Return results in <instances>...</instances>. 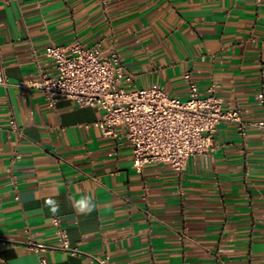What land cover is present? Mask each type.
Returning a JSON list of instances; mask_svg holds the SVG:
<instances>
[{"label":"crops","instance_id":"obj_1","mask_svg":"<svg viewBox=\"0 0 264 264\" xmlns=\"http://www.w3.org/2000/svg\"><path fill=\"white\" fill-rule=\"evenodd\" d=\"M75 42L117 51L129 91L185 100L190 71L247 128L222 121L183 171L137 172L101 109L31 86L55 72L46 49ZM1 66L0 264H264V0H0ZM59 227L78 252L57 248Z\"/></svg>","mask_w":264,"mask_h":264},{"label":"built area","instance_id":"obj_2","mask_svg":"<svg viewBox=\"0 0 264 264\" xmlns=\"http://www.w3.org/2000/svg\"><path fill=\"white\" fill-rule=\"evenodd\" d=\"M45 56L55 72H41L32 83L45 96L48 105L55 107L59 99L73 100L78 106H95L102 110L95 123L105 135L119 137V127L129 141L133 153V168L141 172L145 165L161 163L176 171H183L188 159L205 154L211 149V140L222 121L234 122L244 133L246 122L237 108H224L214 94V87L206 95L192 78L190 71L183 73L188 84L189 97H172L160 85L127 90L124 82L131 81L123 59L117 51L102 56L99 45L84 48L80 43L49 46ZM7 83L4 67H0V84ZM23 84V83H21ZM264 128V121L256 123ZM11 127L17 128L12 120ZM53 222L58 225L57 218ZM60 248L78 252L71 247L66 231L59 227ZM97 264H108L93 258Z\"/></svg>","mask_w":264,"mask_h":264},{"label":"clouds","instance_id":"obj_3","mask_svg":"<svg viewBox=\"0 0 264 264\" xmlns=\"http://www.w3.org/2000/svg\"><path fill=\"white\" fill-rule=\"evenodd\" d=\"M49 204H52L53 202L52 201H49L48 202ZM77 210L79 212H91L92 208L94 207V205L91 204V202L87 199H83V200H80L77 204ZM58 209V206L56 207H53L52 208V211L53 212H56Z\"/></svg>","mask_w":264,"mask_h":264}]
</instances>
